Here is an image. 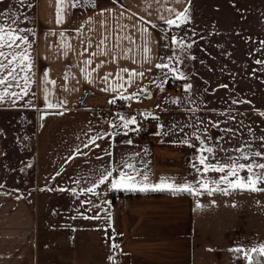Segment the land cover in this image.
Listing matches in <instances>:
<instances>
[{"label": "crops", "instance_id": "crops-1", "mask_svg": "<svg viewBox=\"0 0 264 264\" xmlns=\"http://www.w3.org/2000/svg\"><path fill=\"white\" fill-rule=\"evenodd\" d=\"M194 1L93 0L95 8L65 7L64 22L58 24L57 0H0V17H19L13 27L28 35L35 62L29 95L15 105L7 100L0 104V264H112L109 257L113 255L104 248L113 243L119 247L112 249V254L118 253L123 264L191 262L178 254L143 253L146 229L159 231V209L166 197L175 195L172 191L149 189L145 191L166 193L114 197L113 191L122 189L101 185L96 189L99 198L88 193L99 208L86 211L90 205L81 206V201L87 194L76 198L71 191L59 189L80 192L99 170L116 167L130 156L135 157L131 163L151 174V183H158L159 169L165 170L164 150L169 149L165 145H173V151L182 146L162 137L160 118L149 114L189 113V107L175 105L181 96L192 97L185 88L193 85L194 76L189 69L180 68L190 59L182 53H192L173 46L172 39L166 43L165 36L175 37L177 27H169L161 17L176 19V14L188 12ZM61 32L66 37L63 41ZM160 63L179 69L181 75L157 68ZM239 68H244L242 54L237 58V76ZM46 72L47 80L54 83L45 82ZM131 72L143 75L133 76V83L117 92L104 90L108 84L120 83L117 75L127 81ZM170 78L176 80L172 89L168 87ZM179 86L181 92H177ZM45 89L58 108L46 107ZM120 93L135 97L121 99ZM167 101L169 106H165ZM253 113L257 117L264 113V104L256 106ZM144 114L148 116L144 118ZM122 115L136 117L137 123L130 127L136 126L141 135L134 136L131 131L118 144L115 138L124 132L112 124H122ZM98 133L105 136L96 141L99 147L85 148L89 137ZM77 147L87 155H77ZM257 192L264 197V191ZM182 211L188 213L187 207L179 213ZM81 213L101 218L84 219ZM169 223L173 231L183 234L189 228L187 217L177 216Z\"/></svg>", "mask_w": 264, "mask_h": 264}, {"label": "rangeland", "instance_id": "rangeland-1", "mask_svg": "<svg viewBox=\"0 0 264 264\" xmlns=\"http://www.w3.org/2000/svg\"><path fill=\"white\" fill-rule=\"evenodd\" d=\"M187 15L189 22L176 28L175 37L178 40L182 37L185 44L192 45L190 49L185 48L192 54L182 53L190 59L183 61L180 67L194 74L189 94L192 97L181 96L175 106L191 110L181 114H149V117L160 118L162 137H169L171 142H180L182 146L180 151H173V145H165L169 149L164 150L162 164L165 170L159 169L158 182L162 174L163 177L177 178L176 184L197 180L196 170L191 164L198 155L199 141L196 136L201 139L207 137L208 146L227 149L228 154L233 156L240 155L234 151L238 148H243L245 152H264V140L261 139L264 138V115L257 117L253 113L256 106L264 104V63H256L257 60L264 61V0H195ZM165 39L168 43L171 36H165ZM201 47L207 50H201ZM241 54L244 68L242 71L239 68L237 76V58L241 59ZM170 80H173V85L176 84V80ZM221 85H227V88ZM181 88L179 86L177 92H181ZM233 100L250 103L233 104ZM169 105L167 101L165 106ZM217 124L219 127L214 126ZM135 128L131 131L137 136L140 131ZM181 128L183 131H180ZM122 130L118 127V131L124 132ZM131 131L127 136L131 135ZM123 136L124 133H120L115 138L118 144ZM182 141H189L196 149ZM217 155L222 158L225 153L218 152ZM150 168L156 170L152 165ZM207 175L218 177L221 174ZM241 175L246 176L247 173ZM258 194L236 190L229 194L215 192L212 195L182 192L166 197L159 209L161 228L156 232L146 229L143 253L178 254L186 260L191 258V262L172 264H248L244 253L232 250L240 247L255 256L250 250L261 246L260 241L264 243V197ZM86 199L93 201L88 194ZM184 207H187L188 213H179ZM177 216L187 217L189 228L183 231L184 234L173 231L169 223ZM120 239L121 236H118L117 241ZM104 249L109 251L107 254L113 255L111 245ZM263 258L260 257L262 261Z\"/></svg>", "mask_w": 264, "mask_h": 264}, {"label": "snow or ice", "instance_id": "snow-or-ice-1", "mask_svg": "<svg viewBox=\"0 0 264 264\" xmlns=\"http://www.w3.org/2000/svg\"><path fill=\"white\" fill-rule=\"evenodd\" d=\"M23 2V0H22ZM82 7L88 6L95 8L96 5L93 0H57V23H63V10L65 7ZM171 11V10H170ZM102 14V13H101ZM161 19L165 20V23L169 26L179 27L180 24L188 23V15L187 9H185L184 13H177L176 19H165L161 17ZM19 17H11L5 15L4 17H0V104H3L6 100L10 101L11 104L15 105L19 100L23 99L25 96L29 95L31 91V85L33 83V75L35 72V62L31 56L29 49H31L32 44L28 38L27 34L24 33V29L17 27H13V25L17 24ZM7 21V22H5ZM179 21V23H178ZM153 28L156 26L153 25ZM31 30H29L30 32ZM55 35V33H53ZM61 40H65V34L63 32L59 33ZM172 43L176 44L181 49H190L192 47L191 44H185L183 38L181 37L179 40L176 37H172ZM103 43V41H101ZM264 43V42H262ZM147 51V49H146ZM96 55V53H93ZM195 57H192L194 59ZM179 62V58H177ZM86 64H90L91 61H85ZM257 64H262L264 61L257 60ZM157 68L161 70L168 68L169 72H172L177 75H181L179 73V69L170 68L166 63H160L156 65ZM128 71V70H125ZM140 75L143 73H129V78L127 81L120 75H117V80L120 83L115 85L108 84V86L104 89L105 91L111 90L113 92H117L119 89L124 88L125 84L131 85L133 83V76ZM167 76V73H164ZM46 83H54L53 81H48L47 76L48 73L44 74ZM111 76V74H108ZM108 76H105L103 79L107 83ZM68 77L65 76V80ZM160 87V85H157ZM191 85H187L186 91L191 89ZM221 87L227 88V85H221ZM13 89H20L19 92ZM127 90V89H125ZM143 91V89H142ZM50 93L47 89H45V104L49 109L58 108L59 105L53 104L50 100ZM121 99H131L135 97H124L123 93H120ZM233 104L237 103H250L249 101H237L233 100ZM28 106H32L31 100L28 101ZM62 114V113H60ZM264 115V113H261ZM120 121L122 124L117 125L115 123L112 124L113 128L122 127L124 131V135L128 134L129 125H134L137 123L136 117H127L120 116ZM203 123V121H201ZM215 127H219V125H214ZM138 130V129H135ZM183 131V128L180 129ZM206 131V130H205ZM108 136L114 135V133H108ZM104 134L98 133L96 136L89 137L88 141L84 143V147L88 148L90 145H95L97 140L104 139ZM195 139L199 141V148L197 149L198 155H196L195 159L191 161L192 167L196 170L197 180L194 182H184L182 184H176L175 181L177 178L175 177H161L158 183H151L148 171L137 168L135 164L130 161L134 159V156H130L128 160H123L116 167H105L103 170H99L98 176L91 181L90 185L81 188L80 192H77L76 188L72 189H59L60 191H71L73 196L79 198L81 194H92L99 198V194L96 192V189L101 185L110 184L111 189H122V190H163L167 189L172 191L174 194L187 192L191 195H202L207 193L208 195H212L215 192H220L221 194H229L232 191L241 190V191H264V152L261 151H249L245 152L243 148L235 149L240 153L239 156H233L228 154V150L224 148H214L208 146L206 144V139H201L200 136H196ZM264 140V138H261ZM131 144V141H128ZM186 146L194 147L195 145L191 144L189 141H182ZM249 147H251L249 145ZM218 152L225 153L224 157H219L217 155ZM77 155H87V153L82 152V150L77 147L76 148ZM107 155L111 156L112 153H107ZM100 159L101 157H97ZM244 161H248L245 163ZM246 172V176H242L241 173ZM117 175L114 176L113 174ZM208 173H219L218 177H210L207 175ZM60 173H57L59 175ZM111 178V180H110ZM54 179V177H53ZM79 186L78 181H74ZM223 185V187H222ZM90 205L86 211H91L93 209H98L99 205L94 203L90 199L82 200L81 206ZM199 207V205H197ZM77 211H79L77 209ZM81 216L84 219H97L99 220L101 217L99 215L88 217L84 216L81 213ZM75 219V217H73ZM112 249H117L119 247L118 244L113 243L111 245ZM235 253H244L245 257L248 260V264H264V261L260 259L261 256H264V245L259 247H254L250 251L255 253V256L250 255L245 252L244 249L237 247L232 250ZM112 261V264H115V260L112 257H109Z\"/></svg>", "mask_w": 264, "mask_h": 264}, {"label": "trees", "instance_id": "trees-1", "mask_svg": "<svg viewBox=\"0 0 264 264\" xmlns=\"http://www.w3.org/2000/svg\"><path fill=\"white\" fill-rule=\"evenodd\" d=\"M173 80L168 81V87L170 89L173 88L172 84ZM161 193H166L165 191H124V190H115L113 191V196L114 197H119V196H133V195H142V194H161Z\"/></svg>", "mask_w": 264, "mask_h": 264}, {"label": "built area", "instance_id": "built-area-1", "mask_svg": "<svg viewBox=\"0 0 264 264\" xmlns=\"http://www.w3.org/2000/svg\"><path fill=\"white\" fill-rule=\"evenodd\" d=\"M112 258L118 263L123 264V259L118 253H113Z\"/></svg>", "mask_w": 264, "mask_h": 264}]
</instances>
